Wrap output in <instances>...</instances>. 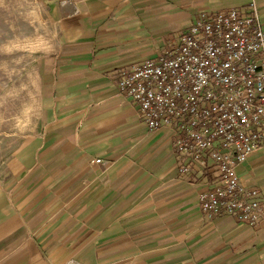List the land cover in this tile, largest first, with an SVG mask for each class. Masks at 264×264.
<instances>
[{
    "label": "crops",
    "instance_id": "obj_1",
    "mask_svg": "<svg viewBox=\"0 0 264 264\" xmlns=\"http://www.w3.org/2000/svg\"><path fill=\"white\" fill-rule=\"evenodd\" d=\"M54 34L37 121L0 176V264H264L254 225L207 218V175H182L171 129L148 131L117 73L174 46L199 14L264 0H38ZM264 195V147L235 166Z\"/></svg>",
    "mask_w": 264,
    "mask_h": 264
},
{
    "label": "built area",
    "instance_id": "obj_2",
    "mask_svg": "<svg viewBox=\"0 0 264 264\" xmlns=\"http://www.w3.org/2000/svg\"><path fill=\"white\" fill-rule=\"evenodd\" d=\"M116 86L148 131L171 129L182 175L199 167L208 176L198 194L203 215L260 220L264 195L235 172L264 147V27L254 3L199 14L176 45L119 70Z\"/></svg>",
    "mask_w": 264,
    "mask_h": 264
},
{
    "label": "rangeland",
    "instance_id": "obj_3",
    "mask_svg": "<svg viewBox=\"0 0 264 264\" xmlns=\"http://www.w3.org/2000/svg\"><path fill=\"white\" fill-rule=\"evenodd\" d=\"M53 34L38 0H0V176L36 125L37 65Z\"/></svg>",
    "mask_w": 264,
    "mask_h": 264
}]
</instances>
